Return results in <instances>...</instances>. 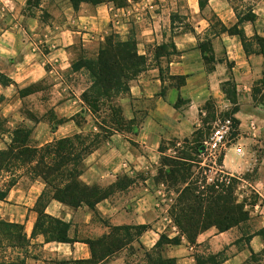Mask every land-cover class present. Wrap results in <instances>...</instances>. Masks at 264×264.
<instances>
[{
	"label": "crops",
	"instance_id": "obj_1",
	"mask_svg": "<svg viewBox=\"0 0 264 264\" xmlns=\"http://www.w3.org/2000/svg\"><path fill=\"white\" fill-rule=\"evenodd\" d=\"M209 4L220 26L203 18L207 25L197 26L199 31L175 36L176 53L167 77L158 73L132 83L122 105L125 120L132 125L114 130L83 158L79 181L84 191L76 200L59 199L41 177L28 179L26 185L18 182L0 197V264L82 263L114 240L124 243L98 264H128L131 256L138 263L143 259L140 246L156 250L164 237L162 255L177 264H199L200 258L202 264H250L254 255L263 256L264 102L257 108L252 104L259 95L256 89L263 86L264 57L257 48L248 52L233 31L237 26L249 39L262 36L257 25L261 19L239 24L227 1ZM113 11L114 4L108 1L80 2L76 7L71 0H0V116L8 120L0 152L9 149L14 130L24 121L19 113L23 101L38 94L17 97L18 90L37 85L58 70L68 71L74 46L89 47L104 39L115 22ZM205 40L212 47L206 54L215 61L211 67L200 49ZM225 83L235 87L240 107L234 114L239 121L236 137L221 152L222 167L242 182L250 173L259 202L252 207L256 217L250 215V225L225 232L212 228L193 244L160 212V200L166 196L164 184L157 181L160 148L164 142L175 143L167 145L165 153L172 157L183 150L185 140L200 129L207 104L228 109L232 102L224 92ZM71 101L57 108L61 124L51 126L44 120V107L42 119H28L38 148L84 133L89 126L98 132L92 119L77 124L79 110L71 111ZM138 118L142 120L136 124ZM143 226L146 229L140 231ZM132 248L137 253L131 254Z\"/></svg>",
	"mask_w": 264,
	"mask_h": 264
},
{
	"label": "rangeland",
	"instance_id": "obj_2",
	"mask_svg": "<svg viewBox=\"0 0 264 264\" xmlns=\"http://www.w3.org/2000/svg\"><path fill=\"white\" fill-rule=\"evenodd\" d=\"M199 1L204 5V11L199 10ZM209 1L114 0L113 20L115 22L110 25L104 39L89 47H86L85 43L74 46V57L68 71L58 70L57 73L47 77L29 90L38 94L33 98L24 100L19 109L21 118H24L23 122L19 121V127L24 131H29L26 139L27 145H15V147H20L17 153L13 152L18 159L12 158L7 161L13 155L0 156V189L7 190L18 182L26 185L29 183L28 179L36 178L37 175L33 174L35 164L30 162L32 157L29 155V151H33L32 149L37 145H35L34 135L31 132L33 124L28 119L34 121L42 119L40 112L44 109L47 111L44 120L53 126L59 120L58 106L63 104L65 100L72 99L73 101L69 104L72 107L71 111L79 110L77 121L83 125L86 119H92L91 122L98 126V132L93 129L95 126L91 128L95 132L89 126L84 134L98 133L97 139H100V141L102 139L103 142L112 132L111 122L116 124L114 128L127 129L125 124H128V122L125 120L122 105L124 99L128 98L132 83L141 77L151 79L158 73L163 78L167 77L168 63L174 59L176 53L173 45L175 36L185 32L199 31L200 27L197 26L207 25L206 21L219 25L218 16L212 10ZM223 1L230 4V8L237 17L251 19L254 14L257 19L260 18L261 21L257 24L258 30L261 33L260 35L264 36V0ZM203 18L206 20L205 22L202 20ZM202 37H204L203 34ZM251 45L252 50L257 48L252 40ZM115 52L124 58L123 63H121L123 65L115 71L114 75L111 76L109 72V82H107L105 80L106 75L100 78L95 71H97L100 62L105 65L107 62H110L109 65L113 64L111 61ZM211 66L213 64H209V67ZM101 84L106 89L108 88L106 93L110 95L109 102L104 100L103 105L102 103L95 104V109L98 112L92 113L90 111L89 95H92V92ZM228 89L233 91L232 83H230ZM261 89V93L257 95L256 101L252 104L254 108L259 107L264 102V87L262 86ZM21 94L22 92L18 90L15 96L18 97ZM239 107L238 102L232 103L228 108L229 110H221L213 103H209L204 107L200 130L196 136L190 139L189 144H186L185 152L192 155L193 159L197 161L196 168L192 172L193 176L190 177L188 183L191 184V190L197 189L204 197H210L211 192L223 197L230 196L232 204L229 207L238 205L254 216L251 212L256 210L252 207L259 202V197L250 185L251 178L249 176L251 174L248 173V176H244L246 181L242 182L238 179V175L234 176L222 167L221 154L211 155L207 152L204 155L196 156L190 150L194 141L205 142L209 138L216 121L233 119L232 113ZM81 112H87L88 115H82ZM141 120L138 118L135 121L136 124H139ZM5 126L8 127V120L0 116V137L4 135L2 136L3 139L8 136V128ZM234 127L236 128L235 124ZM236 134V131H234L231 139L235 138ZM92 139L93 137H90V140ZM165 144L167 145V142ZM5 161H7L6 164H4ZM83 168V166H80L76 170L80 172ZM166 184H164L166 196L162 199L163 201L160 200V212L174 224L171 216L172 210L180 195L179 190H182L185 184L184 182H180L177 186ZM219 207L227 209L228 205L220 201ZM247 223L245 225H250L252 223L251 219ZM211 224L225 226L226 222L220 217H214L213 220L209 217L202 222L201 227H209ZM217 226L213 228L218 230ZM140 253L143 252L140 251ZM134 259L131 256L128 259V264H138ZM250 264H264V256L253 260Z\"/></svg>",
	"mask_w": 264,
	"mask_h": 264
},
{
	"label": "trees",
	"instance_id": "obj_3",
	"mask_svg": "<svg viewBox=\"0 0 264 264\" xmlns=\"http://www.w3.org/2000/svg\"><path fill=\"white\" fill-rule=\"evenodd\" d=\"M71 1L76 7L80 4V2H91L93 4H97L100 2L108 1L114 3V0H71ZM199 7L201 11H204V5L201 3V1H199ZM255 17L256 16L254 14L252 15L251 19L238 17L239 24H242L245 21H252L253 18ZM221 30H224V28H222ZM233 31L236 32L237 34H240L244 42L245 48L248 52H250V50L252 51V45H251V40H252L254 41L255 46H257L260 54H262L264 57V37L255 35L253 38L249 39L245 36L244 32L240 30L237 26L234 27ZM211 48H212L211 44L208 43L206 40L200 43V49L204 54L206 63L208 65L215 62L213 58L207 57L206 55L211 50ZM112 57L113 58L111 62L113 64L109 65L110 62L109 63L107 62V64L105 65L104 63L100 62L97 71H95V73L100 78L101 77L103 78V75H106L105 80H107V82H109L108 79L109 72L111 73V76L114 75L115 71H117L119 67L123 65L121 63H123L124 61V58L116 52L113 54ZM261 84L264 87V75L261 80ZM34 86L21 90L20 91L22 92L21 96H26L30 93H33L32 90L31 91L29 90L32 89ZM228 86H230V83L224 84V92L226 93L228 99L232 103H236L235 94H234L235 87L233 86V91H231L230 89H228ZM107 89L103 84H101L98 86V88H96V90L92 92V95H89L90 97L89 102L91 105L90 111L92 113L95 111L98 112V110L95 109V104L102 103L103 105L104 100L109 102L110 95L106 93ZM260 93H261V89L259 88L256 89V94H260ZM263 100H264V95H263ZM236 112L237 109L233 111L232 117L237 129L239 125V121L234 118V114ZM62 122L63 119H59L57 123L53 124V126L57 124H61ZM77 124H80V122H78ZM111 125L113 126L112 132L114 130H118V131L123 130L120 128H114V126H116L114 122H111ZM130 125H132V123L128 122V124L127 123L125 124V127L127 126V129H129ZM199 130L200 129H198L194 133L193 137L197 135ZM28 134L29 131H24V129L20 127L15 129L13 133V142H12V145L14 146L10 145L7 151L0 152V156L11 154L13 156L8 158L7 161H10L12 158L18 159V157L15 156V153H17L20 147H15V145H27L26 139ZM90 137H93V139L90 140ZM97 137H98V133L94 134L93 132H91L90 135L79 133V134H75L72 137L55 140L54 142H51L42 148H38L37 146L34 147L32 149L33 151H29V155H31L32 157L30 162L35 164L34 165L35 167L33 169V174L35 176L37 175L36 177L43 178L49 185H51L57 191L56 197H58L59 199L67 202L76 200L78 193L80 191H84L83 186L79 181V176L82 173V170L80 172H77L76 169L82 166L83 158L87 154H89L99 145L102 144L103 140L101 139L100 141V139H97ZM189 142H190L189 140H185L184 149L178 150L174 157L165 155V153H166L167 145H173V147H175L176 144L175 143L172 144L173 142H169L167 143V145L165 144V142L162 144L160 150L163 153V155L160 162L161 166L159 168L157 181L161 183L164 182L165 185H167L166 183H169L171 186H177L180 182H184L185 187L182 190H179L180 195L177 199L176 205L173 207L171 216L173 218L174 225L178 228L180 234L186 237L188 241L194 244L200 234L217 226L215 224H211L209 227H205V228L201 227L202 222L205 221L206 218L211 217L212 220L214 217L222 218L226 222V224L225 226H219V225L217 226L218 227L217 229L220 232H225L231 228L238 227L244 223H247L251 218L249 211H246L244 208L238 205L237 206L231 205V207H229L230 204H232V198L230 196L223 197L221 195H216L213 192H211L210 197H204V195L200 193V191H198L197 189L191 190V184L188 183V180L190 179V177L193 176L192 172L193 169L196 168L197 161L193 159L192 155L185 152L187 148L186 144H189ZM190 150L193 152L194 155L200 156L204 152V141L203 142H199L198 140L194 141L193 147H191ZM13 152L15 153L13 154ZM7 161H5L4 164H6ZM7 190H3V191L0 190V197L5 196V191ZM179 191L176 192L178 193ZM222 198H224V200H222ZM220 201L226 203L228 205V208L227 209L220 208L219 207ZM145 229H146L145 226L140 227V231ZM199 232L201 233L199 234ZM262 234L264 236V231L262 232ZM166 242L167 239L164 237L160 245L156 248V250L153 251H146L144 250L143 246H140L138 251L144 250V252L142 253L143 259L140 262H138V264H177L175 260L167 259L163 257L162 255L163 244H165ZM123 243L124 242L122 240H117V241L114 240L111 243L106 244L104 248H100L98 250L96 249V251H94V257L92 260L84 261L82 263H77V264H98L105 256L110 255L114 251V249L121 248ZM135 253H137V251L132 248L131 254H135ZM262 255L264 256V253ZM259 257L254 255L252 257V261ZM211 259L214 258L212 257ZM198 262L199 264H202L204 260L200 258L198 259ZM65 264H71V263H65Z\"/></svg>",
	"mask_w": 264,
	"mask_h": 264
},
{
	"label": "built area",
	"instance_id": "obj_4",
	"mask_svg": "<svg viewBox=\"0 0 264 264\" xmlns=\"http://www.w3.org/2000/svg\"><path fill=\"white\" fill-rule=\"evenodd\" d=\"M234 124L235 123L231 118L226 119L225 121H216L211 135L204 142V152L202 155L207 152L211 155L216 153L221 154L232 140V133L236 131ZM237 152L239 154L242 153L241 148H238Z\"/></svg>",
	"mask_w": 264,
	"mask_h": 264
}]
</instances>
